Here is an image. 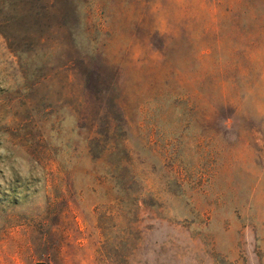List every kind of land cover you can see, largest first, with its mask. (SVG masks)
Wrapping results in <instances>:
<instances>
[{
    "label": "rangeland",
    "instance_id": "rangeland-1",
    "mask_svg": "<svg viewBox=\"0 0 264 264\" xmlns=\"http://www.w3.org/2000/svg\"><path fill=\"white\" fill-rule=\"evenodd\" d=\"M54 2L0 0V264H264V0Z\"/></svg>",
    "mask_w": 264,
    "mask_h": 264
},
{
    "label": "trees",
    "instance_id": "trees-1",
    "mask_svg": "<svg viewBox=\"0 0 264 264\" xmlns=\"http://www.w3.org/2000/svg\"><path fill=\"white\" fill-rule=\"evenodd\" d=\"M72 3H78L79 0H71ZM70 0H55L54 7H59L63 12V17L61 19V26L66 28L69 33L75 37V29L77 26V20L74 19V11L72 10V6L70 4ZM121 169V165L117 167V171Z\"/></svg>",
    "mask_w": 264,
    "mask_h": 264
}]
</instances>
